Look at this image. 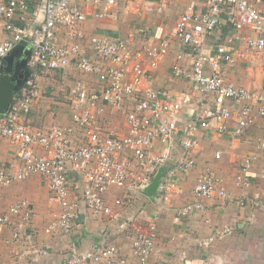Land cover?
I'll return each instance as SVG.
<instances>
[{"label":"built area","instance_id":"obj_1","mask_svg":"<svg viewBox=\"0 0 264 264\" xmlns=\"http://www.w3.org/2000/svg\"><path fill=\"white\" fill-rule=\"evenodd\" d=\"M32 2L36 11L30 19ZM118 2H0V74L2 60L17 46L27 44L31 52L26 66L33 70L7 112L0 116V142L13 143L20 162L15 173L0 165V186L40 175L59 207L57 222L51 228L65 235L75 232L88 218H113L111 192L119 189L125 192L124 199H134L161 168L158 200L169 201L180 189L181 176L198 166L201 131L228 134L235 140L260 120L264 123V84L250 89L227 78L236 60L237 43H242L246 52L264 53L262 0H204L203 11L190 7L180 16L175 37L181 48L172 74L177 82L187 84L181 92L151 85L152 74L146 64L169 53L168 40L94 35L88 40L93 54L84 46L87 36L83 24L91 17H116ZM145 10L151 13L163 7L145 0ZM39 11L43 18L37 24ZM18 18L26 20L25 24L18 25ZM69 69L96 80L90 87L79 81L72 90V123L32 129L29 116L39 96V73ZM108 111L124 116L125 131L120 133L109 126L105 119ZM255 148L264 153V137L255 140ZM215 158L220 159L221 153ZM258 161L256 152L243 158L235 177L238 186H252L251 172ZM192 194L193 200L177 210L176 220L204 212L207 199L218 198L223 205L232 200L224 179L211 169L198 176ZM34 215L30 202L19 200L0 213V225L10 230L14 242L31 243L35 238ZM157 220L158 216L150 218L148 233L132 241L134 264H154ZM127 229L126 222L121 224L120 232ZM232 233L233 228L226 226L217 238ZM105 235L104 241L91 250L79 251L73 246L60 264H128L121 259L119 246L110 244Z\"/></svg>","mask_w":264,"mask_h":264},{"label":"crops","instance_id":"obj_2","mask_svg":"<svg viewBox=\"0 0 264 264\" xmlns=\"http://www.w3.org/2000/svg\"><path fill=\"white\" fill-rule=\"evenodd\" d=\"M8 1L0 0V2ZM262 1L261 9L264 12V0ZM152 2L156 6L163 7V10L149 13L145 10V0H119L116 17L109 16L101 20L91 17L82 27L87 36L84 46L93 54L94 51L90 49L88 40L94 35L121 36L141 41L168 40L171 44L169 53L163 58L149 61L146 65L152 74V87L181 92L187 84L177 82L172 74V65L181 48L175 37V25L190 7L201 12L205 3L204 0H152ZM34 4L32 2L30 19H33L36 11ZM37 18L36 23L39 24L43 18L42 11L37 13ZM25 21L18 18L16 23L24 25ZM236 51V60L228 71V81L250 89L262 86L264 53L246 52L242 43L236 44ZM30 52L31 46L28 44L17 46L12 52L9 68L17 74L24 70L26 76L31 77L33 70L23 66L22 61ZM79 81L87 87L96 83L94 78L83 75L75 69L39 73L37 77L39 96L29 116L32 129H48L55 123L62 125L72 123V90ZM105 119L115 131L120 133L125 131V120L121 114L108 111ZM198 137L199 147L196 154L198 166L189 174L181 176L180 189L172 194L169 201L160 202L159 195L150 196L145 191H138L134 199L126 198L138 200L133 209L136 213L141 212L139 214L141 217L144 218L147 209L152 211L149 219L158 216V238L152 262L154 264H264V245L261 249L257 248L258 250L253 247L247 250L243 247L244 241L254 234L238 232L241 229H248L247 225L251 224L256 231L259 229L263 231V234L256 236L264 238V179L261 178L264 153L255 148V140L264 137V123L260 120L241 138L235 140L228 134L221 135L211 131H201ZM218 152L221 153L220 159L215 158ZM253 152H256L259 161L251 172L252 186L244 189L236 184L235 177L243 158ZM0 165L8 173L19 170V152L9 140L0 142ZM207 169L214 170L224 179V187L232 196V200L223 205L218 198L207 199L204 201V212H195L186 218L176 220L177 210L193 200L192 191L196 180ZM124 193L115 189L109 198L115 201L117 195L122 197ZM19 200H28L34 209L35 238L31 243L24 240L14 242L10 230L0 225L4 242L7 244L5 246L0 240V264H60L73 246L79 251L91 250L99 242L104 241L105 233H107L105 239L110 244L119 246L121 259L126 260L128 264H134L132 241L138 235L148 233V226L144 220L132 222V219L128 218L127 211L123 209L113 218L105 221H90L88 218L82 221L70 235H65L56 228L52 229L51 226L58 219L59 207L50 198L48 184L38 174L9 186H0V213ZM126 221H131V232L121 231V233L120 226ZM126 224L128 227V223ZM226 226H231L233 233L223 239L217 238V233ZM256 251L261 253V257L254 261L255 257L259 256Z\"/></svg>","mask_w":264,"mask_h":264},{"label":"water","instance_id":"obj_3","mask_svg":"<svg viewBox=\"0 0 264 264\" xmlns=\"http://www.w3.org/2000/svg\"><path fill=\"white\" fill-rule=\"evenodd\" d=\"M23 61V66H26V57ZM12 53L2 60V68L0 74V116L4 115L9 109L13 98L17 95L26 82L27 76L24 70H21L18 74L14 70L10 69ZM163 176V168H161L154 177L151 184L146 188L145 192L150 196L157 194L161 179Z\"/></svg>","mask_w":264,"mask_h":264},{"label":"rangeland","instance_id":"obj_4","mask_svg":"<svg viewBox=\"0 0 264 264\" xmlns=\"http://www.w3.org/2000/svg\"><path fill=\"white\" fill-rule=\"evenodd\" d=\"M112 203H113V208H114V210H113V217L116 214H118L119 210L123 209L124 211H127L128 218H131L132 219V222H133V220L135 222V220L136 221H140L142 219V220H144V222L146 224H148V222H149V216L152 215V211H150L149 209H147V213H144V218L139 215L141 212H139V213L137 212L136 213V211H134L135 209H133V208L136 207V203H138V200L137 199H135V200H128V199H123V196L122 197H119L117 195V198L115 199V201H112ZM126 223H128V227H127L128 229L125 232L130 233L131 232V228H130L131 221H126ZM246 228H248V229H246V230L241 229V230H238V232L239 233H242V234H248V235L253 232L254 235L252 236L253 238L250 237L249 239H247V241H244V246L243 247L246 248L247 250H249L252 247L255 250H258L257 248L261 249L262 246L264 245V238L257 237L256 234H263V231L261 229H259V230L256 231V229H253V225H251V224L250 225H247ZM0 234H1L0 240L2 241L1 243H4V245L7 246V244L4 242V239L5 238H4V234L2 233L1 230H0ZM245 252L242 253L243 256H244ZM260 254H259V252H257V255H259V256H257L258 258L255 257V260L254 261L258 260L259 257H261Z\"/></svg>","mask_w":264,"mask_h":264}]
</instances>
